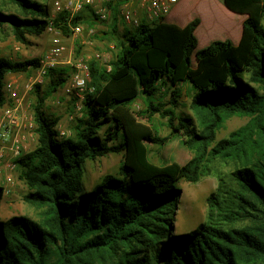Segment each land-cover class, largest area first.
Returning <instances> with one entry per match:
<instances>
[{"label": "trees", "instance_id": "trees-1", "mask_svg": "<svg viewBox=\"0 0 264 264\" xmlns=\"http://www.w3.org/2000/svg\"><path fill=\"white\" fill-rule=\"evenodd\" d=\"M8 1L20 14L0 11V26L9 24L17 41L25 44L28 36L47 31L46 4ZM223 4L245 17L241 39L206 49H198L200 19L184 28L142 24L119 35L114 7L110 34L118 52L110 70L96 59L89 62L92 91L86 92L83 116L69 137H61L60 118L48 115L45 104L65 87L73 69L47 70L33 106L38 145L16 161L29 189L25 201L43 209V218L0 221V264H264V0ZM67 22L65 12L53 19L71 36ZM41 67L38 59L0 57V105L6 102L9 74ZM169 95L167 108L163 100ZM185 95L194 117L178 112ZM140 98L146 109L135 113L132 106ZM155 116L167 120L170 137L162 138L150 125ZM234 116L250 120L218 141V131ZM175 136L184 139L192 160L154 164L149 144L163 147ZM109 155L123 156L118 173L87 190L86 162ZM215 162L231 163L235 170L228 177L218 174L207 222L176 234L180 184H197ZM4 192L0 185V199Z\"/></svg>", "mask_w": 264, "mask_h": 264}, {"label": "rangeland", "instance_id": "rangeland-1", "mask_svg": "<svg viewBox=\"0 0 264 264\" xmlns=\"http://www.w3.org/2000/svg\"><path fill=\"white\" fill-rule=\"evenodd\" d=\"M36 1L44 5L46 4L49 7L51 17L53 16L55 0ZM208 6V3H205V5L202 4L200 7H191L187 11L188 14H204H200L203 19V25L196 32L198 49H206L217 41H230L236 45L238 35L241 34V26L238 21L239 17L229 14L225 8H221V5H212L211 8H208ZM0 11L5 14H20L17 6L8 0H0ZM83 17V21L81 22L85 27L83 38L76 39L73 34L71 36H65L63 34L61 42L65 47V52L62 57L56 59L55 67H72L71 65L81 57H85L88 61H91L96 54L101 55L99 62L105 67H108L115 59V55L118 52V40L110 34L114 22L113 17L108 22H101L96 20L90 11L84 13ZM117 26L119 35H123L127 29L134 30L126 27L121 20L117 22ZM90 32H93V34L91 35ZM57 37L56 34L46 31L40 36H28V43L24 44L17 41L9 24L4 27L0 26V57L11 61L38 59L42 63L51 51L53 41ZM84 42H92V45L88 46ZM40 69L32 68L25 73L9 74L5 81V84L7 82L16 84L22 99V127L20 129H13L12 131L13 138L19 137L22 141V155L34 151L38 145L33 106L36 102V87L41 85L44 88L46 84L45 78L42 80V83L39 82L41 81L39 78ZM249 79V77H245L244 81L246 82ZM251 83L253 86L260 88L259 83L255 81ZM31 84L33 88L30 92H27L26 86ZM64 88L60 89L53 97L47 100L45 110L48 115H54L60 118L58 130L72 134L77 119H80L76 114V104L79 99L75 95H67ZM184 91L186 92V89ZM170 100V95L163 100L167 108L171 107L169 104ZM179 102V113L184 112L193 117L195 116V112L191 109V100L188 95L179 99ZM5 106H13L12 101L6 99L5 104L0 105V118L2 117ZM132 109L135 113L144 111L146 106L144 105L143 99H138L133 104ZM71 117H74V119L71 120ZM249 120V118L242 116L229 118L218 131L217 140L221 141L229 138L233 132L244 127ZM150 125L159 128V134L162 138L170 137L171 129L168 127L167 120L160 116H155ZM30 135H33V138H30ZM183 141L184 139L181 136H175L163 147L149 144L151 161L159 166L171 163H178L180 165L187 164L192 160L194 155L184 145ZM15 161L12 152L6 148L5 157L0 160V185L5 188L4 196L0 199V221L23 216L40 222L43 218V209L25 201L29 189L21 179L20 170L17 168L16 171H10L6 168L7 171L5 172L3 169L6 163ZM122 162V155H109L94 161H87L84 177L86 189L92 190L107 175L117 174ZM234 170L235 166L231 163L215 162L212 165L210 174L203 177L197 184L187 182L180 184L182 198L180 199L174 220V231L176 234L189 232L207 222L209 218L208 199L218 190L219 183L217 176L222 175L228 177ZM8 176L12 177L13 181L11 183H8L6 180Z\"/></svg>", "mask_w": 264, "mask_h": 264}, {"label": "built area", "instance_id": "built-area-1", "mask_svg": "<svg viewBox=\"0 0 264 264\" xmlns=\"http://www.w3.org/2000/svg\"><path fill=\"white\" fill-rule=\"evenodd\" d=\"M179 0H55L53 7V16L47 28L48 33H54L58 37L53 41V47L47 54L46 59L42 61V67L39 72V78H45L47 70L55 67V61L64 55L65 47L62 44L63 32L58 30L54 24L53 19L58 14L63 12L68 15V25L74 38H83L85 27L83 24H72L75 17L83 15L87 11L101 22H108L113 17V8L118 12L119 19L126 27L137 29L140 25L145 24L153 26L160 23H166L168 17L178 5ZM92 35L93 32H90ZM86 45H92V42H84ZM94 59L100 60L101 55L96 54ZM88 59L81 57L78 61L72 64L73 72L65 85V93L67 95H75L79 101L76 104V114L81 118L83 116V101L87 91H92L89 88L91 82L90 65ZM71 64V63H69ZM110 70V66L107 67ZM33 85H27L26 90L30 92ZM6 99L11 100L13 106H5V109L0 118V160L5 157V149L8 148L17 161L22 157V141L19 137L13 138V129H20L22 127L21 111L22 99L19 95L16 84L7 82L5 84ZM74 117H71L73 120ZM32 127V125H31ZM61 137H69L71 133L60 131ZM33 138V135H30ZM8 162L7 169L16 171L17 163ZM7 182L11 183L12 177H7Z\"/></svg>", "mask_w": 264, "mask_h": 264}, {"label": "crops", "instance_id": "crops-1", "mask_svg": "<svg viewBox=\"0 0 264 264\" xmlns=\"http://www.w3.org/2000/svg\"><path fill=\"white\" fill-rule=\"evenodd\" d=\"M224 0H179L178 5L175 7V9L172 11V13L170 14V16L167 19L166 23L169 24H174L177 25L179 27L184 28L185 26H187L189 23H191L192 21H194L195 19H200L201 24L199 26L198 29H200L203 25V19L201 15H204L203 13L200 14H188L187 11H189L188 9H190L191 7H200L202 4L205 5V3H208V8H211L212 5H221V8H225L224 4H223ZM226 9V8H225ZM227 10V9H226ZM227 12L231 15V12H229L227 10ZM236 16V15H235ZM183 17H185L183 19ZM239 17V25L241 26L240 31L241 34L238 35V38L236 40V45L239 43L240 39H241V35H242V30H243V23L245 21V17ZM197 32V31H196ZM7 163L6 165L3 167V169L5 170V172L7 171Z\"/></svg>", "mask_w": 264, "mask_h": 264}]
</instances>
